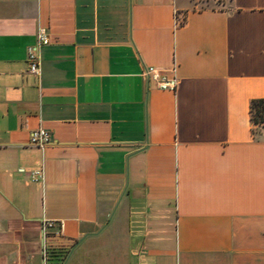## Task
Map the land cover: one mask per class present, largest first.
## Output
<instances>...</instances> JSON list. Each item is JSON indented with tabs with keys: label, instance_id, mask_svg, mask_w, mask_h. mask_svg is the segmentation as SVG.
Listing matches in <instances>:
<instances>
[{
	"label": "crops",
	"instance_id": "0c3cea01",
	"mask_svg": "<svg viewBox=\"0 0 264 264\" xmlns=\"http://www.w3.org/2000/svg\"><path fill=\"white\" fill-rule=\"evenodd\" d=\"M259 99L264 0H0V264H264Z\"/></svg>",
	"mask_w": 264,
	"mask_h": 264
},
{
	"label": "built area",
	"instance_id": "2783aa9c",
	"mask_svg": "<svg viewBox=\"0 0 264 264\" xmlns=\"http://www.w3.org/2000/svg\"><path fill=\"white\" fill-rule=\"evenodd\" d=\"M49 41L47 36L40 32L38 35V44L37 46L30 47L28 49V62H29V71L32 74L39 75L40 68H39V54L38 49L41 46L48 45ZM174 74L172 78H168L167 76L161 74L160 70L154 67L146 68L144 75L148 77V79H153L159 88L161 89H171L174 90L178 85V80L175 76V69L172 70ZM30 142L32 145L45 147L49 143V134L43 129L35 130L31 133ZM39 177L41 176L38 173Z\"/></svg>",
	"mask_w": 264,
	"mask_h": 264
},
{
	"label": "trees",
	"instance_id": "16d2710c",
	"mask_svg": "<svg viewBox=\"0 0 264 264\" xmlns=\"http://www.w3.org/2000/svg\"><path fill=\"white\" fill-rule=\"evenodd\" d=\"M250 116L254 133H256V130L259 128H264V99L253 100L251 102Z\"/></svg>",
	"mask_w": 264,
	"mask_h": 264
},
{
	"label": "rangeland",
	"instance_id": "374dc122",
	"mask_svg": "<svg viewBox=\"0 0 264 264\" xmlns=\"http://www.w3.org/2000/svg\"><path fill=\"white\" fill-rule=\"evenodd\" d=\"M223 2H225V0H218V5L222 6ZM209 6L213 7V4L203 5L202 8L209 7Z\"/></svg>",
	"mask_w": 264,
	"mask_h": 264
}]
</instances>
